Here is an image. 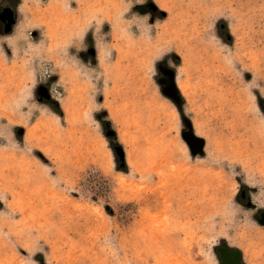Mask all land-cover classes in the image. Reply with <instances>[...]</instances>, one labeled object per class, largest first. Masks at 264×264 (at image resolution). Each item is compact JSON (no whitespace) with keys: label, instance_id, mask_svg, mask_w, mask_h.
<instances>
[{"label":"rangeland","instance_id":"374dc122","mask_svg":"<svg viewBox=\"0 0 264 264\" xmlns=\"http://www.w3.org/2000/svg\"><path fill=\"white\" fill-rule=\"evenodd\" d=\"M19 10L11 54L0 38V264H264V0Z\"/></svg>","mask_w":264,"mask_h":264},{"label":"flooded vegetation","instance_id":"af4514ba","mask_svg":"<svg viewBox=\"0 0 264 264\" xmlns=\"http://www.w3.org/2000/svg\"><path fill=\"white\" fill-rule=\"evenodd\" d=\"M20 6L21 0H0V38L2 40L3 51L7 54H11L10 45L7 43L11 37L14 36L15 27L20 20ZM30 37L34 38L36 34L30 32ZM93 57V51L91 48L86 50V54L84 58ZM160 79L168 84H170V73L164 72L160 74ZM48 92L44 90V87L41 89V100L48 102L49 104H53L49 102ZM240 199L244 202L248 203L246 194L243 193L240 195ZM255 220L257 223L264 226V210H259L255 215ZM237 262L244 264V262L240 259L238 253L235 250H230L227 248H220L219 250V263L220 264H236Z\"/></svg>","mask_w":264,"mask_h":264},{"label":"water","instance_id":"95a60500","mask_svg":"<svg viewBox=\"0 0 264 264\" xmlns=\"http://www.w3.org/2000/svg\"><path fill=\"white\" fill-rule=\"evenodd\" d=\"M159 84H163L165 85V87L162 89V93L168 97L170 100H172V102H174V104L176 106H178L179 104V98L176 95V90L174 87V83H166L162 80L158 81ZM184 124L185 126L189 129V131L183 132L182 133V138L184 140V142L187 144L189 150L191 151V153L193 155L197 154V153H201L202 152V148H203V140L197 138L192 131L190 130V126L189 123L187 121L184 120ZM236 264H241L239 262H237Z\"/></svg>","mask_w":264,"mask_h":264},{"label":"bare ground","instance_id":"6f19581e","mask_svg":"<svg viewBox=\"0 0 264 264\" xmlns=\"http://www.w3.org/2000/svg\"><path fill=\"white\" fill-rule=\"evenodd\" d=\"M51 2H52V1H51ZM53 3H54V2H53ZM160 3H161V2H160ZM160 6H161L162 8H164V9H167V8H168V7L166 8L165 5L162 4V3L160 4ZM108 14H109V13H108ZM117 14H118V13H117ZM113 15H114V14H113ZM114 18H115V17H114ZM221 59H222V58H221ZM214 62H220V56H217V55L215 56L214 52H212V55H211V58H210V62H209V64H210V65H213ZM178 87L181 89L180 86H178ZM68 112H69V111H68ZM230 141H231V140H230ZM230 141H229V142H230ZM232 143H233V142H232ZM236 144H237V143H236ZM35 145L38 146V144H35V143H34V146H35ZM227 145L229 146V144H227ZM37 146H36V147H37ZM232 146H233V144H232ZM38 147L40 148V146H38ZM233 147H234V146H233ZM40 149H41V148H40ZM42 149H43V148H42ZM42 149H41V150H42ZM45 152H46V151H45ZM45 152H44V153H45ZM46 154H47V153H46Z\"/></svg>","mask_w":264,"mask_h":264}]
</instances>
